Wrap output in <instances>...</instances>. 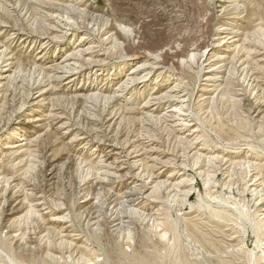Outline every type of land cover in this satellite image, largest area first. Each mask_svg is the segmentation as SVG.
<instances>
[{"label": "rangeland", "instance_id": "374dc122", "mask_svg": "<svg viewBox=\"0 0 264 264\" xmlns=\"http://www.w3.org/2000/svg\"><path fill=\"white\" fill-rule=\"evenodd\" d=\"M62 1L64 0L58 1L60 5ZM73 1L83 2L82 8H86L87 12H90L89 8H91L101 15L100 20L95 19L92 23L94 26L92 29L95 28V31L90 29L92 27L91 19L85 14L67 15L60 8L52 10L47 6L50 2H57L56 0H50V2L49 0H0V43L4 44L10 38L5 45L8 48L7 52L15 62L22 61L21 63L30 65L32 59H38L37 63L40 62L44 68L59 61L62 55L69 53L70 49L76 47L77 44H83L85 48H93V55L98 54L106 57V64L97 68L100 69V75L84 69L82 74H79L67 88L61 84L60 90L52 93L50 97L53 99L50 103L52 107L60 109L57 112H62L66 118L70 119L78 132L89 133L93 124H96L105 134V136L100 135L95 138L90 134V143L87 146L84 145V141L76 140L73 144L74 148L69 150L70 154L85 155L84 159L88 162H90V157L87 155L95 154L91 161L92 164H95L105 148L104 145L96 144V141L103 142L108 138L114 140V136L118 137V141L127 137L135 140V137L143 132L140 131L139 125L132 118L127 117L122 119L116 127H113L112 131L107 130L106 134V129L102 124L108 115L102 116L100 113L103 109L102 102L89 100L79 103L66 98H71L74 92L86 91L90 87L96 86L108 87L112 93L114 83L108 84V81L116 77H119L117 81H120L135 64H144L147 61H154L159 67H162L160 70L162 75L158 79L161 82L154 85L156 76H149L150 82L148 81L141 90L134 91L138 99L133 106L138 111H142L144 99L152 88L155 86L157 89H164L175 80L176 71L183 74L185 82L194 80L191 84L193 87L196 78L193 79L192 72H196L198 69L201 51L210 45L217 47L216 39L218 37L213 34L215 25H220L225 21L229 22L228 17L234 16L236 12L231 10L230 15H226V17L219 12L220 8L216 6V0ZM238 2L239 11L242 12L239 17L243 16V19L237 21L236 28L239 32L249 35V40L258 46L259 56L255 60L264 61V54H262L264 53V0H238ZM60 5L57 4L54 8L57 9ZM250 7L253 8L249 9ZM245 9L247 11L243 12ZM223 18L224 21H222ZM63 22L74 23L76 29L64 35ZM83 34H86L85 36L88 38L86 41H80ZM227 45H231V42H228ZM226 47L225 44L218 49L214 48L213 51L218 56H223L225 51H228V53L226 52L227 56H230L231 53L233 55L235 52L233 47L230 46V49ZM209 49L211 48L209 47ZM121 56L122 58H120ZM254 57L252 55L247 60L236 59L233 62L217 64V67L221 66L218 71H221V75L225 76L226 82L218 89V92L210 94L211 100L206 104H202L199 100H193L190 110L193 118L195 117L192 118L191 123L198 130L200 129V133L204 134V140L208 142H206L205 149L216 154L221 153L222 156L237 153L243 158L249 156L262 161L264 159V113L258 119L252 118L250 102H257L264 107V92L258 91L254 87L253 81V78L264 81V70L259 68L263 62L256 64L252 60ZM101 58H96V60H101ZM181 60L184 62L185 68L186 66L190 67V72L179 67L178 64ZM211 61L213 60L203 64L201 76L207 71V64L214 63ZM4 65L5 63L2 64V66ZM28 67L30 66L19 68L20 70L15 72L14 79L9 83L8 88L0 94V97L2 96L0 105L3 107L0 112V127L7 122L16 123L24 118V114L29 118L35 115V108H28L29 111H21L18 112L19 114L15 113L18 107L20 108L26 102L28 94L34 93L37 86L44 90L47 85L44 76ZM10 73L13 75V72ZM167 76H170L171 79L169 78L170 80L164 83L163 80L167 79ZM201 78L199 84L203 85ZM199 84L195 86V94L198 90L197 87H200ZM134 98L135 96L131 99L130 94L121 97L123 101L124 99L133 101ZM103 125L106 126V124ZM16 132L19 136L22 134L20 131ZM9 135L10 132L6 137ZM22 135L20 138L26 137L24 133ZM58 135L61 134L49 135L40 143V146L55 143L51 150L59 153L61 157L59 164H63L66 151L62 148L61 143L68 142L75 132L64 134L60 143L59 140H55ZM156 135L158 146L160 149L164 147L163 150L169 154L168 156L174 155L180 149L186 150L185 146L166 140L168 135L166 129L159 127ZM13 138H8V143L12 144L16 141L20 144L23 143L18 142L16 137ZM243 140L245 141L243 142ZM17 161L18 159L13 163ZM40 161V158L37 157L28 163L29 175L41 186L50 201L61 205L64 209L54 213L57 216L68 215L66 218L68 224L70 223L73 231H76L75 234L79 236V243L83 248L75 251L73 246L58 245L55 234L41 236L38 224L24 221L16 228L21 234L19 237L21 245L11 244L3 230L0 229V264H42V261L44 264L45 262L47 264H264V225L258 223L251 213L252 193L248 189L256 178L263 177L264 172L263 175L254 178L256 174L254 175L250 168L249 171L253 178L244 179L245 176L237 174L231 177V182H228L229 178L221 173H216L213 176L212 194L214 192V196L221 195L223 199L226 196L235 199L232 203H236V205L225 204V206L228 205L230 213L228 221L214 220L203 206L199 207L198 199L202 197L204 200L206 192L203 183L197 181V189L192 192L188 203L184 204L175 199L174 192L169 189L161 190L158 194L161 203L154 211L146 208L143 210L145 215L132 216V219L129 220L130 224L122 223L119 226L117 223L125 215L126 208L118 205L112 206L110 195L106 192H92V195L97 199V204L93 208L88 210L77 208L78 199L88 192L83 190L80 182L87 177L92 179V175H94L87 171V167L82 168L77 163L66 164L59 168L55 172V178L49 181L48 177L44 175L45 173H41ZM190 163L188 162V164ZM8 165L10 164H7V167ZM2 166L6 167V162ZM166 171L165 175L170 174L171 168ZM243 181L244 183H241ZM260 181L257 183L260 184ZM196 201L197 203H195ZM222 203L224 204V202ZM198 210L201 212H197ZM148 214L153 216L149 217ZM185 216L206 220L204 229L205 233L207 232V252H202L201 249L196 251L191 247L194 242L187 236L188 228L183 222L178 223L176 220ZM175 220L178 223L176 231L178 235L163 225L167 229L164 231L166 235L160 237L161 227L159 224L175 223ZM205 220L203 221L205 222ZM122 221L126 222L127 219ZM192 230L196 232L194 229ZM229 235L235 240L230 244L227 242ZM26 238L35 239L33 245L36 246L33 250L24 247ZM54 250L59 253L58 256L62 254L63 257L51 261L45 256L47 253L53 254Z\"/></svg>", "mask_w": 264, "mask_h": 264}, {"label": "bare ground", "instance_id": "6f19581e", "mask_svg": "<svg viewBox=\"0 0 264 264\" xmlns=\"http://www.w3.org/2000/svg\"><path fill=\"white\" fill-rule=\"evenodd\" d=\"M56 1L57 2H50L49 0L50 4L47 6L52 10H58L60 8L62 12L67 15L83 13L91 19V25L95 19H101V15L97 14L93 9L89 8L91 11L87 12L85 10L86 8H82L83 2L73 0H67V2H65L64 0L60 5V2H58L59 0ZM216 2V6L220 8L219 12L223 13V15H230L229 12H231V10L236 13H234V16L230 15V17H228L229 22L225 21L220 25H215L213 34L218 37V39H216L218 42L216 45L217 47L210 45L201 51L197 71L192 72L191 70L193 73V79L196 78L193 87L191 84L194 80L191 82L190 80H187V82H185L183 74L176 71V75L174 74L175 80L169 83L164 89H157L155 86L152 88L151 92L146 96V99H144V103L141 107L142 111H138L133 106L137 103L138 99L137 94H134V91L141 90L149 81V76H156L154 78V85L161 82V80L158 81V79L162 75V72L160 71L162 67H159L154 61H147L144 64H135L120 81H117L119 77L108 81V84L114 83V91L112 93L108 87L103 88L96 86L90 87L86 91L74 92L71 98H66L79 103H84L89 100L102 102L103 109L100 113L102 116L108 115V118H104L103 123L106 124V126L102 124L106 129V134L108 131H112L113 127H116L122 119L127 117L132 118L133 121L139 125L140 131L143 132V134H138L135 137V140L127 137L118 141V137L113 135L114 140L108 138L103 142L100 140L96 141V144L104 145L105 148L103 154L98 158V161L95 164H92L91 162L93 160L92 156L95 154L87 155L90 157V163L84 159L85 155L77 156L75 154H70L69 150L74 148L73 144L76 140L81 142L84 141V145L87 146L90 143V134H92L94 138L95 136L99 137L100 135L105 136V134H103L96 124H93V128L89 133L78 132L77 129L74 128L70 119L66 118L62 112H57V110L60 109L52 107L50 103L53 99L50 97L52 93L60 90L59 87L61 84L64 85V88H67L69 84L77 79L76 77H78L79 74H82L84 69H88L96 75H100V69L97 68L106 64V57L98 54L93 55V48H85L83 47V44H77L76 47L70 49L69 53L62 55L59 61L44 68L40 62L37 63L38 59H32L30 65L23 64L21 63L22 61L20 63L15 62L10 56V53L7 52L8 48L7 45H5L10 38H8L4 44L0 43V94L3 90L5 91L8 88L9 83L14 79L15 72L20 70L19 68L22 66H30L28 68L37 71L40 75L44 76L45 82H47L44 90L41 89L40 86H37L34 93L28 94L26 102L22 104L20 108L18 107L16 112L14 111L15 113H18L21 111H29L28 108H35V115L29 118L24 114V118L21 117L22 119L18 120L16 123L7 122L4 126L0 127V229L3 230L5 237H7L11 244H16V246L21 245L19 239L21 234H19V230L16 228L24 221H31L39 225L41 236L55 234L58 245L67 244L73 246L75 247V251L83 248L82 244L79 243V236L75 234L76 231L74 232L73 227L70 223L68 224V220L66 219L68 215L57 216V214L54 213L64 209L61 205L50 201L46 197V193L44 194L41 189V186L30 177L27 165L28 163H31L33 158L37 157L41 160V173H45L44 175L48 177L49 181L53 180L55 178V172L66 164L77 163L82 168L87 167V171L94 175H92V179H90L91 177H87L80 182L83 190H87L88 192L86 195L78 199L76 202L77 208L83 210L93 208L97 204V199L92 195V192H106L110 195V204L112 206L118 205L119 207L126 208L125 215H123L117 223L119 226H121L122 223L130 224L131 222H129V220L132 219V216L143 215V210L146 208L154 211L157 205L161 203L160 197L158 196L161 190L169 189L174 192L173 197H175V199L184 204L188 203L192 196V192L197 189V181L203 183L206 192L204 199L205 202L202 197H199L198 199L199 207L201 208L203 206L209 213L210 217L214 220H223V222L229 220L230 213L227 208L228 205L225 206V204L236 205V203H232L235 199L227 196L223 199L221 195L214 196V192L212 194L211 182L213 181V176L216 173H221L223 176L229 178L228 182H231V177L237 174L243 175L245 176L244 179H247L248 177L253 176L249 171V169L252 168L251 171H253L254 175L256 174L254 177L256 178L259 175H263L264 159L260 161L250 158L249 156L243 158L237 153H229L226 156H222L223 154L221 153L216 154L205 149L207 141L204 140V134L202 135L200 133V129L198 130V128L191 123L195 117L193 118L190 108L193 105V100H199L202 104H206L211 100L210 94L212 92H218V89L226 82L225 76H222L221 71H218V69H221V66L217 67V64L227 61L233 62L236 59L243 61L244 59H249L250 56L253 55L255 57L252 58V60H254L256 64L257 62H263L259 68L264 70V61L255 60V58L259 56L257 53L258 46L249 40V35L239 32L238 28H236V26H238L236 24L237 21L243 19V16L239 17L242 12L239 11L240 7L238 6V0H216ZM56 3L60 5L57 9L54 8L57 6ZM252 8L253 7H250L249 9ZM246 11L247 10L245 9L243 12ZM224 18L222 21H224ZM62 26L65 29L64 35L69 32L71 33L72 30L76 29L74 23L69 24L68 22H63ZM93 27L94 26L92 25L90 29L95 31V28L92 29ZM85 35L86 34H83L81 36L80 41H86L88 39ZM114 40L116 39L114 38ZM228 42H231V45H227ZM225 44L227 49H230V46L233 47V51L235 52L233 55L231 53L232 56H227L228 51H225L223 56H218V54L213 51L214 48L218 49V47L225 46ZM209 47L211 49H209ZM96 58H101V60H96ZM120 58H122V56ZM210 60H213L211 62L214 63L207 64L208 69L206 72L204 71V75L201 76L200 73L204 66L203 64L208 63ZM4 63L5 65L2 66ZM178 65L180 68L187 69L190 72V67L186 66L185 68L182 60L179 61ZM194 69L196 70V68ZM10 72H13V75ZM169 78L171 79L170 76H167V79L163 80V82H168L170 80ZM200 78L202 79L201 81H203V85L199 84ZM63 81L65 82L63 83ZM253 81L255 83L254 87L263 93L264 81H259L255 78H253ZM198 84L201 88L198 86V90L195 94V86ZM125 94H130L131 99L134 96L135 98L133 101H130L129 99H124L123 101L121 97ZM1 98L2 96L0 99ZM250 105L252 118H260L264 113V107L257 102H250ZM2 108V105H0V112ZM12 127H15L16 129ZM159 127L167 130L168 135L166 136V140L185 146L186 150L180 149L179 151H176V153L174 152V155L168 156L169 154L163 150L164 147L163 149H160V146H158L159 142L156 133ZM16 131H20L22 134L24 133L26 137L20 138V136L23 135L21 134L19 136ZM8 132H10V135L6 137ZM71 132H75V135L70 138L68 142L61 143L63 146L62 148H64L67 154L65 153L64 163L59 164V161L61 160L59 153L51 150V147L55 143L42 146H40V143L49 135L57 136V134H61L58 135V138L55 137V140H59L60 143V139L64 134ZM15 137L18 139V142L23 143L20 144L17 143V141L12 144L8 143V138L15 139ZM3 138L4 141H2ZM244 141L245 140H243V142ZM9 144L11 145L8 146ZM4 159H6V161H4ZM16 159H18V161L13 163ZM4 162H6V167L2 166ZM188 162L191 163L188 164ZM7 164L10 165L7 167ZM169 168H171L170 174L165 175V172H167L166 170ZM259 180H261L260 184L257 183ZM241 183H244V181ZM263 186L264 175L261 179L256 178L254 183L248 187L252 193V200H250L251 204L249 203L250 208H252L251 213L255 220L262 225H264ZM222 202H224V204ZM195 203H197V201ZM197 212L201 211L198 210ZM152 214L155 213L152 212ZM152 214H148V216H153ZM123 219H127V221L123 222ZM176 220H178V223H180V221L183 222L185 227L188 228L189 234H187V236L192 239V242H194L191 247L196 251L201 249L202 252H207V232L205 233L204 229L206 220H197L196 217L191 218L187 216L179 219L177 218ZM176 220L175 223L165 222L159 224L161 227L160 237L166 235L164 231L167 229L164 228L163 225L169 227L176 233L178 228ZM203 220H205V222ZM190 227L196 232H193ZM230 235L227 236L228 244L235 241ZM24 240V247L33 250L36 246L33 245L35 239L26 238ZM58 255L59 253L54 250L53 254L47 253L45 256L51 261H55L63 257L62 254L61 256ZM42 262V264H44V261ZM45 264L47 263L45 262Z\"/></svg>", "mask_w": 264, "mask_h": 264}]
</instances>
